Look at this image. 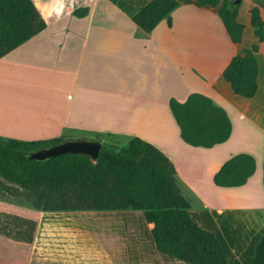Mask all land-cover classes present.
I'll list each match as a JSON object with an SVG mask.
<instances>
[{
	"label": "crops",
	"instance_id": "1",
	"mask_svg": "<svg viewBox=\"0 0 264 264\" xmlns=\"http://www.w3.org/2000/svg\"><path fill=\"white\" fill-rule=\"evenodd\" d=\"M31 1L45 26L0 57V122H17L26 131L18 135L29 134L20 137L25 140L67 130L152 144L172 164L188 215L213 233L227 264H264V233L246 253L264 226V39L257 40L249 21V9L257 7L264 30V0L236 1L238 43L229 40L217 14L224 0L214 7L176 0L169 24L162 19L148 33L130 18L149 0ZM82 7L86 12L75 15ZM251 44L257 45L256 90L246 98L231 91L221 71ZM11 70H21L12 83ZM27 84L41 88L37 97L46 99L28 103ZM190 93L224 110L226 140L203 147L180 138L168 100L183 102ZM13 134L0 128L2 137ZM238 153L253 158L251 175L238 186L215 185L214 173ZM4 216L17 221L0 232V264H189L156 249L152 224L140 210L21 207Z\"/></svg>",
	"mask_w": 264,
	"mask_h": 264
},
{
	"label": "trees",
	"instance_id": "2",
	"mask_svg": "<svg viewBox=\"0 0 264 264\" xmlns=\"http://www.w3.org/2000/svg\"><path fill=\"white\" fill-rule=\"evenodd\" d=\"M199 6H216L218 0H195ZM238 3L224 0L218 17L232 43L240 41L242 25L235 20ZM176 0H149L131 16L134 25L148 33L160 20L169 24ZM86 8L74 10L75 15ZM250 26L258 41L264 39L257 7L249 9ZM43 19L31 0H0V57L42 30ZM251 44L231 56L221 71L231 91L251 97L256 90L257 64ZM168 106L180 138L192 146L210 147L230 133L224 110L208 97L190 93L183 102L169 98ZM62 141L58 137L18 140L0 137V189L13 202L42 211L140 210L151 223L154 245L163 254L189 264H227L212 232L200 228L188 215V201L180 194L174 168L152 144L130 137L115 149L100 142L95 161L83 154H61L44 161L31 160L34 150ZM254 168L253 158L238 153L225 160L214 173L218 186H238ZM264 187V155L261 165ZM3 180V181H1ZM264 226L254 234L246 250L251 255Z\"/></svg>",
	"mask_w": 264,
	"mask_h": 264
},
{
	"label": "rangeland",
	"instance_id": "3",
	"mask_svg": "<svg viewBox=\"0 0 264 264\" xmlns=\"http://www.w3.org/2000/svg\"><path fill=\"white\" fill-rule=\"evenodd\" d=\"M46 1H50V0H46ZM113 1H116V0H113ZM118 1V0H117ZM12 73H10V76H11V82H13V79H18L17 77H19V72H21V70H11ZM28 77H32L30 74L27 75ZM6 80H7V77H5ZM5 80V83L8 82V80L6 81ZM29 80L27 81V83L29 84ZM17 83H19L17 81ZM27 84V86L29 88H27V93L30 94L29 97H26L28 98L27 99V102L28 103H31V101L33 102H37L39 103V101H44L43 99H46L45 97H43V99H41V97H37V93L41 90V88H39L37 90V88L33 85L31 88L29 85ZM10 87L13 86V85H9ZM6 88V87H5ZM46 91H48V89H46ZM9 92H12V94L14 93V91H12V89H9ZM45 92V91H44ZM5 93H7V90H5ZM65 98V96H64ZM21 126V125H20ZM19 124L15 121H10V122H0V128L1 129H5L6 131H9V132H14L15 134H13L12 136L10 137H3V138H14V139H18V140H25V139H21L20 137H29V134L25 135V136H20L18 135L19 133H24L26 134L25 132H23L22 130V127H20ZM35 126H32V125H29V126H26V130H28V133H31V134H35ZM78 133V134H76ZM72 132V131H67V130H64L60 136H58L59 139H62V140H67V139H83V140H97L103 144H106V145H109L110 147H112L113 149L121 146V145H125V143L127 142V140L130 138H126L124 136H120V135H115V134H99V133H90V134H80L79 132ZM2 137V136H0ZM3 181V180H1ZM1 188V187H0ZM0 194H2L1 192V189H0ZM14 197L13 196H9V195H3V196H0V232L4 231V230H8V226H12V225H16V224H13L11 222H8L9 220H13V221H17V218L15 217H8V216H4V214L6 215L7 212L11 211V210H15L16 208H30V207H27V206H20V205H17L13 202Z\"/></svg>",
	"mask_w": 264,
	"mask_h": 264
},
{
	"label": "water",
	"instance_id": "4",
	"mask_svg": "<svg viewBox=\"0 0 264 264\" xmlns=\"http://www.w3.org/2000/svg\"><path fill=\"white\" fill-rule=\"evenodd\" d=\"M235 2L237 0H234ZM100 148L97 140L67 139L58 143L38 148L28 155L31 160L44 161L50 157L61 154H83L95 161Z\"/></svg>",
	"mask_w": 264,
	"mask_h": 264
}]
</instances>
